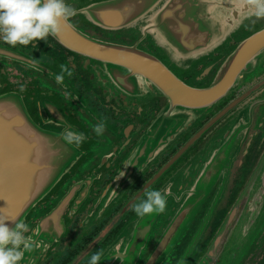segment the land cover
<instances>
[{
  "label": "water",
  "instance_id": "water-1",
  "mask_svg": "<svg viewBox=\"0 0 264 264\" xmlns=\"http://www.w3.org/2000/svg\"><path fill=\"white\" fill-rule=\"evenodd\" d=\"M85 6L78 14L92 28L73 27L69 20L55 38L82 57L94 87L101 79L111 85L115 80L124 82L125 77L113 72L120 66L129 71L132 82L141 77L146 80L143 86L156 87L168 99L108 185L91 219L199 125L191 140L203 141L194 153L187 143L155 173L151 186L161 181L158 190L170 186L166 211L135 215L103 252L99 264H132L152 243L156 255L163 254L166 245L171 253L170 247L194 222L189 209L196 208V214L209 198L217 219L223 210L227 213L200 263L264 264V18L255 17L244 0H86ZM128 25L132 27L125 28ZM101 29L132 31L134 37L117 44L97 38ZM150 38L170 56L168 64L141 47ZM230 41L237 44L225 52ZM217 52L221 55L214 65L192 82L183 81ZM0 57L48 77L43 65L22 52L0 46ZM132 82L126 90L134 91ZM6 87L0 77V215L6 214L8 226L14 228L12 220L27 223L34 217L66 172L67 167L64 173L65 166L60 167L66 161L64 152L74 153L77 148L63 139L72 125H52L49 108H43L46 116L39 124L25 105L26 97ZM234 91L240 92L236 99L219 108ZM210 114L212 118L203 124ZM60 144L69 151L62 152ZM200 239L201 229L190 241L189 257Z\"/></svg>",
  "mask_w": 264,
  "mask_h": 264
},
{
  "label": "flooded vegetation",
  "instance_id": "flooded-vegetation-1",
  "mask_svg": "<svg viewBox=\"0 0 264 264\" xmlns=\"http://www.w3.org/2000/svg\"><path fill=\"white\" fill-rule=\"evenodd\" d=\"M66 3L77 10V15L70 19L71 25L85 30L91 29L92 26L85 22L81 14H78L86 8V0H66ZM112 24L119 23L112 22ZM131 27L132 25H128L125 28ZM98 33L100 36L97 38L105 40L107 36L111 38L110 41H116L117 44L134 37V32L127 30L105 32L101 29ZM236 44L237 42L230 41L223 50L227 52ZM0 46L9 47L36 59L40 65H43L41 68L48 75V77L43 76L38 70H29L10 59L0 57V77L7 85L5 90L24 95L30 115L39 124L46 116L43 108H49L51 112L48 115L51 116L52 125H72L74 131L82 132L87 137L82 144L75 145L77 149L80 148L77 160L67 168L54 191L40 202L36 214L27 222L31 231L26 235L32 238V248L25 252L20 264H89L91 256L98 251H102L103 254L136 215L134 206L146 199V192L158 190L163 186L162 181L151 186L155 173L187 143L191 144L190 152L200 150L203 141L191 139L201 129V125L193 129L189 136L171 151H167L158 164L134 182L132 187L127 188L114 202L102 206L99 214L91 219L95 209L103 201L108 185L116 178L125 159L167 107V97L156 87L152 88L150 84L148 87L143 86L146 80L141 77L140 80L132 82L133 80L128 76L129 71L120 66L113 69V72L122 78L125 77L124 82L115 80L113 81L115 85H111V81L101 79L99 86L94 87L90 76L84 70L82 57L52 36L43 41H33L27 46L15 47L0 39ZM141 47L148 49L152 56L165 63L170 58L151 38L144 40ZM220 55L217 52L215 56L206 58L196 70L188 72L183 81L192 82L198 73L214 65ZM61 65L67 66L72 76L65 74L63 84H57L55 76L60 73ZM131 82L134 91L126 90V84L129 85ZM239 93L234 91L229 94L221 101L219 108L229 106ZM212 116L213 114L207 116L202 123L208 122ZM101 120L105 123V130L97 135L94 128ZM211 199H207L196 214L194 212L196 208L189 209L193 211L194 222L185 232L181 231L184 232V237L170 247L171 253L166 245L163 254L156 255L154 253L156 244L152 243L147 253L132 264H201L200 259L213 244V239L227 213L223 210L224 215L219 214L217 219L214 213L215 206L208 205ZM206 218L209 220L202 227ZM89 220L91 221L88 222ZM200 229L201 239L197 240L198 246L189 257L187 252L190 241L194 240V235L197 236Z\"/></svg>",
  "mask_w": 264,
  "mask_h": 264
},
{
  "label": "clouds",
  "instance_id": "clouds-1",
  "mask_svg": "<svg viewBox=\"0 0 264 264\" xmlns=\"http://www.w3.org/2000/svg\"><path fill=\"white\" fill-rule=\"evenodd\" d=\"M249 10L257 18H264V0H244ZM77 15V10L66 3V0H0V39L8 45L27 46L33 41H43L49 36L62 35L65 25ZM60 73L56 74L57 84H63L65 74L71 77V70L61 65ZM105 130V123L101 120L94 128L97 135ZM64 141L69 145L79 146L86 139L82 132L66 129L63 133ZM170 186L163 190H149L146 199L134 206V212L139 217L154 213L162 214L166 211L167 195ZM10 218L0 215V264H20L25 252L32 248V238L26 235L31 230L23 221L12 222L15 227H9ZM102 251L91 256L89 264H99Z\"/></svg>",
  "mask_w": 264,
  "mask_h": 264
},
{
  "label": "rangeland",
  "instance_id": "rangeland-1",
  "mask_svg": "<svg viewBox=\"0 0 264 264\" xmlns=\"http://www.w3.org/2000/svg\"><path fill=\"white\" fill-rule=\"evenodd\" d=\"M105 40H108V41H110L111 40V38L110 37H105L104 38ZM147 48V47H146ZM167 62V64H168V61H166ZM174 70H176V69H174ZM177 71V70H176ZM178 72V71H177ZM59 147H61V148H63V150H62V152H64V151H69V150H64V145H61L60 144V146ZM72 148V147H71ZM77 148V147H76ZM73 149V148H72ZM74 150V149H73ZM80 152V148H78V149H76V150H74V153H72V151L70 150L69 152H64V154H65V160L66 161H63L64 162V165H61L60 167H64L63 169L61 168V173H64L65 172V168L67 167H69V166H71L76 160H77V158H78V153ZM75 157V160H73V158ZM67 165V166H66ZM66 171H67V169H66ZM66 173V172H65ZM62 176H60L59 177V179L61 178ZM56 178V177H55ZM35 214H36V212H35ZM196 250V249H195ZM194 250V251H195Z\"/></svg>",
  "mask_w": 264,
  "mask_h": 264
}]
</instances>
